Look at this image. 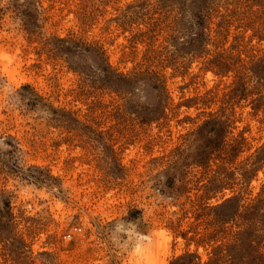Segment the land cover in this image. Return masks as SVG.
<instances>
[{
    "label": "rangeland",
    "instance_id": "374dc122",
    "mask_svg": "<svg viewBox=\"0 0 264 264\" xmlns=\"http://www.w3.org/2000/svg\"><path fill=\"white\" fill-rule=\"evenodd\" d=\"M0 264H264V0H0Z\"/></svg>",
    "mask_w": 264,
    "mask_h": 264
},
{
    "label": "bare ground",
    "instance_id": "6f19581e",
    "mask_svg": "<svg viewBox=\"0 0 264 264\" xmlns=\"http://www.w3.org/2000/svg\"><path fill=\"white\" fill-rule=\"evenodd\" d=\"M3 54H4V53H3ZM3 54L1 55V57H2V59L4 60V62H5V63H4V66L6 67V66L10 63L11 60H10V58H9L8 56H7L8 58L5 57L6 55L3 56ZM8 72H10V71H8ZM12 72H13V71H12ZM13 75H14V72H13L12 76H13Z\"/></svg>",
    "mask_w": 264,
    "mask_h": 264
},
{
    "label": "built area",
    "instance_id": "2783aa9c",
    "mask_svg": "<svg viewBox=\"0 0 264 264\" xmlns=\"http://www.w3.org/2000/svg\"><path fill=\"white\" fill-rule=\"evenodd\" d=\"M71 231H72V232L79 231V228H78V227H73V228L71 229ZM70 236H71V233H66V234L63 236V238H67V239H69Z\"/></svg>",
    "mask_w": 264,
    "mask_h": 264
}]
</instances>
